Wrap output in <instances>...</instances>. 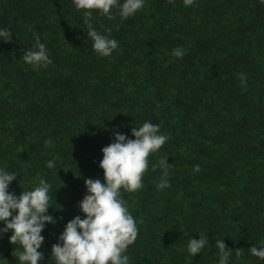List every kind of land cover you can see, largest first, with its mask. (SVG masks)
Here are the masks:
<instances>
[{"label": "trees", "instance_id": "16d2710c", "mask_svg": "<svg viewBox=\"0 0 264 264\" xmlns=\"http://www.w3.org/2000/svg\"><path fill=\"white\" fill-rule=\"evenodd\" d=\"M82 21L72 0H0V27L12 32L0 42V167L18 173L15 195L41 178L51 185L55 223L41 233L42 264H53L51 245L66 222L83 218L84 180L103 181L101 148L113 131L132 138L145 120L169 139L149 155L143 187L121 190L138 221L130 264H217L221 238L228 264H264L249 249L264 241V5L146 0L123 21L94 11L93 27L119 41L110 57L94 53ZM36 36L52 64L34 70L20 56ZM177 46L186 49L180 59L171 56ZM161 156L171 186L157 191L162 170L152 166ZM198 233L209 245L189 257ZM10 234L0 235V264H19Z\"/></svg>", "mask_w": 264, "mask_h": 264}, {"label": "clouds", "instance_id": "9594fccd", "mask_svg": "<svg viewBox=\"0 0 264 264\" xmlns=\"http://www.w3.org/2000/svg\"><path fill=\"white\" fill-rule=\"evenodd\" d=\"M146 0H72L77 11H82L87 38L92 42V50L98 57H110L119 48V41L110 35V29L103 32L93 27V12L113 20L118 16L121 21L141 11ZM174 3V0H168ZM185 7L192 6L195 0H182ZM264 5V0H259ZM113 9H116L115 13ZM10 27H0V42H10ZM186 49L177 46L171 50V56L180 59ZM20 58L34 70L46 68L52 64L48 49L38 36L34 37V46L23 50ZM242 88L247 81L244 73L236 74ZM158 124L145 120L140 126L130 129L131 137L113 131L112 141L101 148L102 159L99 168L103 170V181L99 178L84 180L85 195L78 202L81 215L66 222L57 236V242L51 245L50 259L53 264H130L126 249L137 237L138 221L129 211L121 190L133 193L143 187L142 176L148 170L149 155L156 154L169 139L162 134ZM46 146L51 144L45 142ZM167 156H161L157 166L162 170L156 183L157 191L169 188V168ZM45 166H56L54 159L46 161ZM193 172H199V165H193ZM18 173L0 167V235L8 233L9 243L19 245L16 259L19 264H42L43 253L38 251L44 241L41 234L46 224L55 221L48 214L50 207L51 185L45 179H39L30 190H22L19 195L9 191L10 183ZM53 195V194H52ZM199 234V233H198ZM218 250L217 264H228L230 252L224 239H215ZM261 246L249 247L252 256L264 261V241ZM209 245V240L199 234L198 239L189 238L187 254L189 257L201 253ZM237 251V256H239Z\"/></svg>", "mask_w": 264, "mask_h": 264}]
</instances>
